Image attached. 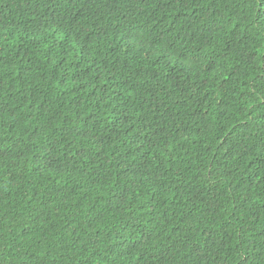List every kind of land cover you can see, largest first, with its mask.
<instances>
[{"label":"trees","instance_id":"trees-1","mask_svg":"<svg viewBox=\"0 0 264 264\" xmlns=\"http://www.w3.org/2000/svg\"><path fill=\"white\" fill-rule=\"evenodd\" d=\"M0 264H264V0H0Z\"/></svg>","mask_w":264,"mask_h":264}]
</instances>
